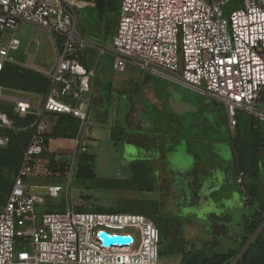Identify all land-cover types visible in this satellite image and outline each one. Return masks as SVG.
Here are the masks:
<instances>
[{
  "label": "built area",
  "instance_id": "2783aa9c",
  "mask_svg": "<svg viewBox=\"0 0 264 264\" xmlns=\"http://www.w3.org/2000/svg\"><path fill=\"white\" fill-rule=\"evenodd\" d=\"M85 1L0 0V71L11 61L10 50L21 45L16 34L21 24L45 29L58 47L42 104L35 107L29 98H15V113L32 114L36 119L14 186L0 204V264H160V230L147 215L78 211L75 207L38 214L36 205L43 197L25 181L45 149V134L55 124V113L79 120L68 153L70 174L77 172L87 152L89 79L96 77V68L86 67L78 58L88 44L77 30V9ZM227 1L121 0L111 41L114 67L124 70L132 59L142 68L225 102L232 127L239 109L264 120V111L258 106L264 89V0H240L229 18L223 10ZM10 129L21 127L0 110V146L10 141ZM63 155L55 151L54 159L60 161ZM237 181L243 183V171ZM61 190L59 185L48 187L53 196ZM101 231L129 235L132 241L105 244Z\"/></svg>",
  "mask_w": 264,
  "mask_h": 264
},
{
  "label": "rangeland",
  "instance_id": "374dc122",
  "mask_svg": "<svg viewBox=\"0 0 264 264\" xmlns=\"http://www.w3.org/2000/svg\"><path fill=\"white\" fill-rule=\"evenodd\" d=\"M120 3L121 0H86L77 9L78 33L94 42H105L106 51L103 53L98 49L94 55L87 49L79 53L81 56L91 60L93 64L96 62L97 72L100 76H104V80L106 77L110 80L111 76L121 73L114 68L115 56L111 46V36L118 27ZM240 4V0H228L223 6L225 17L229 18L230 13L238 8ZM16 34L21 40V45L17 50H10L8 57L11 61L9 62H18L28 67L45 71L51 70L56 59L53 36L45 29L34 24H21L17 27ZM54 36L57 37L56 34ZM137 67L128 64L126 71L122 72V74L130 78L140 76L141 68ZM158 83L161 87H167L168 95L174 96L173 98L175 99H170L167 111L162 116L170 119L169 127L172 132L178 136L186 134L202 138V140L199 139L200 142L191 140L190 146H196L193 150H196L205 158L206 168H209L213 163L221 164V157L216 156L218 153H215L217 147L214 140H217L224 133L220 125L225 127L227 124L226 119L229 117V113L227 114L226 112L228 111V109L226 110V103L224 102V104L213 97L202 95L196 89L187 87L185 84L177 82L166 75L159 76ZM115 94L118 95V99L117 101H112V104L118 105L119 115H116L115 109H113V106L110 107L108 101L106 110L109 123L107 122L105 125L111 124L113 126L116 124V120L119 124L123 123L125 96L121 93ZM16 97H29L36 102L40 98L42 99V96L39 97V95L34 93L0 87V110L6 113L9 110L15 112ZM173 102L175 107H173ZM34 106L38 107V104L35 103ZM147 109L151 110V107L147 105ZM93 111L92 120H90L89 114L87 131L89 133L93 131L92 129L98 128L101 139L100 142H95L86 138L85 142L87 144V156L94 155L93 168L96 176L92 179L78 177V170L76 173L70 174L67 169V161H69L68 153L72 150L73 139H52L49 145L50 152H47L44 156H39L34 172H31L25 178L26 183L33 186L35 192L43 197V202L36 205L38 214L49 211L61 212L68 207H75L78 211H109L112 207H119V212H143L154 219L161 227V247L166 249L176 244V238L185 237L183 236L184 234L175 236L176 231L179 230L176 227L179 223L184 222V217L190 219L188 222L192 220L195 224L209 221L212 226V213L220 214L222 211L221 206L213 197L208 200L207 193L210 192V188H207V183L199 190L200 202L193 205L189 204V201L191 202L192 200L189 192L192 187H190V184L188 185L187 177L185 178L183 174H186L188 168L183 169L186 167V162L180 153H176L170 158L171 163L168 166V170L173 171L172 184L174 190L184 193L183 195L180 194V196L172 198L170 201L167 200V191L159 187L153 172H151V177L154 181L152 190L132 189L129 186L130 177L133 175V165H128L124 162L121 154L122 146L119 143H110L108 141L110 140L111 130L107 126H98L99 121L95 117L98 116V110L94 106ZM213 119L220 121L217 123V128L211 123ZM225 131L228 133L226 128ZM115 136H120V133ZM203 141L205 142L204 144H207L205 148L201 145ZM55 151L63 152L64 155L61 157L62 160L56 161L54 164L50 157L51 153ZM63 163H65L64 167H61ZM144 165L147 169H151L148 165ZM20 168L21 162L18 165L16 163L14 165L11 163L0 164V188L5 185V182L14 179ZM187 175H191V172ZM50 185L61 186L62 190L57 196L49 193L48 187ZM234 186L235 245L240 238V234H237L240 228L237 225L244 220L243 210L237 206L236 200L239 196L245 199V195L238 184L234 183ZM215 198L218 197L215 196ZM6 199L7 195L1 196L0 193V203H4ZM173 200L176 202L175 208L172 205ZM180 230L183 233L184 228H180ZM203 232H205L204 229ZM203 239L207 238L203 235ZM222 248L223 245L221 244L217 246L209 245L207 250L218 251L222 250ZM161 260L166 264H178L179 256L170 257L166 253L161 257Z\"/></svg>",
  "mask_w": 264,
  "mask_h": 264
},
{
  "label": "crops",
  "instance_id": "0c3cea01",
  "mask_svg": "<svg viewBox=\"0 0 264 264\" xmlns=\"http://www.w3.org/2000/svg\"><path fill=\"white\" fill-rule=\"evenodd\" d=\"M116 30L117 28L113 31L111 37L114 36ZM80 36H82L88 42L85 50H89L93 55L97 49L100 50L102 47L106 48V45H104L105 42L98 43L81 34ZM52 39L57 56V42L54 38ZM57 39L58 41H62L60 36H58ZM17 64L28 67L22 63L17 62ZM128 64L136 67L139 66L132 59L129 60L127 65ZM127 65L124 70H118V72H121L120 74L111 76L110 80L107 79V77L104 80V76H100L97 72L98 67H96V62L93 64L91 60L87 59V65L85 66L88 68H96V77L93 81L89 79L91 84L90 110H92L89 113L90 120L93 119L94 106L95 109L98 110V116H95L97 121H99L98 126H107V128H110L111 136H109L110 140L108 141H110V143H119L122 146L121 154L123 156L124 162L128 165H133L139 162L148 165L152 169L151 172L155 174L159 187L167 191V200L169 201L172 198L180 196V194H184L177 191L176 189L174 190L172 184L173 171L168 170V166L171 163L170 158L176 153H180L181 156L185 158L186 162V167L183 169L185 170L188 168L186 174H183L185 175V178L187 177L186 180L188 185L190 184V187H192V190L190 189L189 191L192 196V200L191 202L189 201V204L193 205L200 202L201 199L199 190L207 183V188H210V192L207 193L208 200H210L212 197L216 199L219 202L222 211L218 215L215 212L212 213V226L209 221L195 224L192 220L188 222L190 219L184 217V222L179 223L176 227L179 230L176 231L175 236L177 237L181 236L180 234H184L183 236L185 237L176 238V240L183 241L186 250H189L194 246L200 248L205 244L206 246H217L221 244V242H231L233 246L235 242V220L233 215L235 210L234 183L240 186L242 192L244 186L237 181V172L235 169L236 128L232 127L230 123V117L226 119L227 124L225 127L224 125H220L221 130H224L225 134L222 133L223 135H220L217 140H214L215 146L217 147L215 153H218L216 156L221 157V164L213 163L209 168H206L205 158L199 152L193 150V148L196 146H190L191 140H197L200 142L202 138L196 136L192 137L186 134H184V136H178L177 134L173 133L169 127L170 119L162 117L163 113L167 111L168 104L171 101L170 99H175L173 98L174 96L172 97L168 95L167 87H161V85L158 83V78L161 75L139 66L141 68V75L135 78H130L125 74H122V72L126 71ZM32 69L38 70L47 76L48 72L50 71H45L38 68ZM115 93H121L125 96L124 102L126 103L124 105L125 110L123 114V123L119 124L116 120V124L113 126L111 124L105 125L108 122L106 110V103H108V101L110 103V107L113 106V109H115L114 111L116 112V115H119L118 105L112 104V101H117L118 99V95ZM37 95H39V97L42 96V99L40 98L38 102H33L34 104L37 103L38 106H40L42 104L44 95ZM147 105L151 107V110L147 109ZM225 106L227 110V105L225 104ZM173 107H175L174 102ZM226 112L228 114V111ZM53 121L55 123V120ZM218 122H220L218 119H213L211 123L217 128ZM225 128L228 130V133L225 131ZM92 130L93 131L89 133L87 131V138L94 140L95 142H100L101 135L100 132H98L99 129L97 128ZM115 131L120 132V136L116 137V139L113 138ZM204 143V141L203 143L201 142V145L205 148L207 144ZM191 144L193 143L191 142ZM226 161H228V165L225 163ZM189 172H191V175H187ZM261 178L264 185V170L262 171ZM215 196L218 198H215ZM245 199H242L239 196L236 200L238 203L237 206L243 210V218L245 217V214H249L248 209L244 204ZM175 204L176 202L173 200L172 205L174 208ZM152 220L154 221V219ZM154 223L158 226L161 234V227L155 221ZM237 227L241 228L240 223H238ZM180 228H184L182 231L183 233H181ZM203 229L205 232H203ZM237 234L241 235V229L238 230ZM203 235L207 239H203ZM178 256L180 263L181 255H177V257Z\"/></svg>",
  "mask_w": 264,
  "mask_h": 264
},
{
  "label": "trees",
  "instance_id": "16d2710c",
  "mask_svg": "<svg viewBox=\"0 0 264 264\" xmlns=\"http://www.w3.org/2000/svg\"><path fill=\"white\" fill-rule=\"evenodd\" d=\"M78 58L87 65L85 56L79 55ZM49 86L50 79L47 75L13 61L7 62L0 71V87L45 95ZM8 114L15 119L16 126L21 129L7 131L10 141L7 145L0 146V164L14 165L16 163L18 165L20 162L22 164L24 152L30 144L35 129L32 124L36 117L32 114H18L12 110H9ZM52 117L55 124L51 131L45 134L46 146L41 154L43 156L50 152L49 145L52 139H73L79 128V120L70 114L55 113ZM236 121L235 169L237 175L240 171L244 172L245 181L242 183L246 197L244 204L249 212L240 223L241 235L238 242L236 241L237 243L233 246L231 242H221L222 250L209 251L206 244L200 248L194 246L186 250L183 241L176 240L173 247L166 249L161 247V233L160 260L168 253L170 257L181 255L179 264H264V185L261 178L264 170V120L246 110L239 109L236 113ZM117 133L120 132L115 131L114 139L118 137L115 136ZM54 153H51L50 160L55 164ZM93 161L94 155L87 156L85 153L81 157L78 177L92 179L96 176ZM64 164L61 167H64ZM143 166L145 167L140 162L133 164V175L130 177L129 187L152 190L154 181L151 177V169ZM16 177L5 182V185L0 188L1 196L7 195L8 198ZM118 209L120 210L119 207H112L109 211H119ZM160 264L166 263L161 260Z\"/></svg>",
  "mask_w": 264,
  "mask_h": 264
},
{
  "label": "water",
  "instance_id": "95a60500",
  "mask_svg": "<svg viewBox=\"0 0 264 264\" xmlns=\"http://www.w3.org/2000/svg\"><path fill=\"white\" fill-rule=\"evenodd\" d=\"M258 106L261 110L264 111V89L261 92L258 99ZM99 235L103 238L105 244H113V243H127L132 241V237L129 235L121 236V235H108L106 232L101 231Z\"/></svg>",
  "mask_w": 264,
  "mask_h": 264
}]
</instances>
